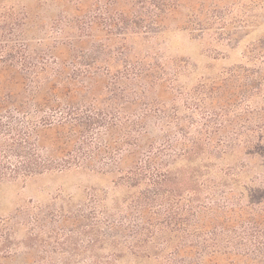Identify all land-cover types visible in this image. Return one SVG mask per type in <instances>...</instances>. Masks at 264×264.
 <instances>
[{
  "label": "trees",
  "instance_id": "16d2710c",
  "mask_svg": "<svg viewBox=\"0 0 264 264\" xmlns=\"http://www.w3.org/2000/svg\"><path fill=\"white\" fill-rule=\"evenodd\" d=\"M259 30L264 0H0V182L99 184L0 217V264H264V35L168 53Z\"/></svg>",
  "mask_w": 264,
  "mask_h": 264
},
{
  "label": "rangeland",
  "instance_id": "374dc122",
  "mask_svg": "<svg viewBox=\"0 0 264 264\" xmlns=\"http://www.w3.org/2000/svg\"><path fill=\"white\" fill-rule=\"evenodd\" d=\"M263 35L264 30L254 32L246 37L242 46L232 49L231 45L218 43L213 38L194 40L188 33L176 32L168 36V53L173 57H186L198 64L203 72L211 65L210 56L221 60V63L214 65L215 69L230 68L242 61L244 46L259 40ZM98 185L95 179L81 174L48 175L25 182H0V217H10L29 203L46 205L58 194L82 198L87 194V187ZM21 238L17 236L16 242ZM84 257L87 258V254L80 255L79 258Z\"/></svg>",
  "mask_w": 264,
  "mask_h": 264
}]
</instances>
